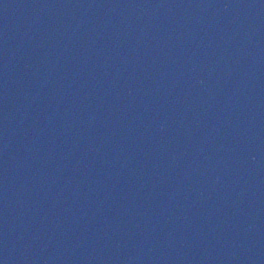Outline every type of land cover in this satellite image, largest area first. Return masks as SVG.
<instances>
[{"label":"water","instance_id":"95a60500","mask_svg":"<svg viewBox=\"0 0 264 264\" xmlns=\"http://www.w3.org/2000/svg\"><path fill=\"white\" fill-rule=\"evenodd\" d=\"M0 264H264V0H0Z\"/></svg>","mask_w":264,"mask_h":264}]
</instances>
